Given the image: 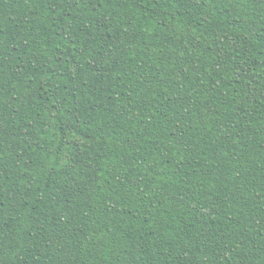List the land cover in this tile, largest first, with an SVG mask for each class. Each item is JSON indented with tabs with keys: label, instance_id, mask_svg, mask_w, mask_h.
I'll return each instance as SVG.
<instances>
[{
	"label": "trees",
	"instance_id": "trees-1",
	"mask_svg": "<svg viewBox=\"0 0 264 264\" xmlns=\"http://www.w3.org/2000/svg\"><path fill=\"white\" fill-rule=\"evenodd\" d=\"M0 264H264V0H0Z\"/></svg>",
	"mask_w": 264,
	"mask_h": 264
}]
</instances>
